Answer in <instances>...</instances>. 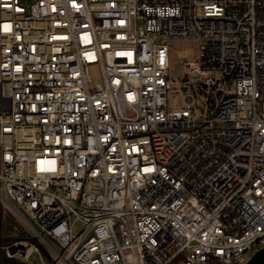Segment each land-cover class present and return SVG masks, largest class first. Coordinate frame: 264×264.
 <instances>
[{"label": "built area", "instance_id": "1", "mask_svg": "<svg viewBox=\"0 0 264 264\" xmlns=\"http://www.w3.org/2000/svg\"><path fill=\"white\" fill-rule=\"evenodd\" d=\"M7 215L25 227L0 262L244 264L264 247V0H0Z\"/></svg>", "mask_w": 264, "mask_h": 264}, {"label": "rangeland", "instance_id": "2", "mask_svg": "<svg viewBox=\"0 0 264 264\" xmlns=\"http://www.w3.org/2000/svg\"><path fill=\"white\" fill-rule=\"evenodd\" d=\"M198 43L193 40H172L169 42L170 48V76L173 80H177L179 77H185L184 75L189 72L196 62L195 53ZM10 216V217H9ZM2 216L0 233L2 237L6 236H21L24 223L19 218H13L12 215ZM46 239L55 245L53 239L49 236H46ZM41 247V250H44L42 244L35 240ZM33 260H37L36 257ZM2 263L5 262V258H2ZM71 264H75L74 261H71Z\"/></svg>", "mask_w": 264, "mask_h": 264}, {"label": "water", "instance_id": "3", "mask_svg": "<svg viewBox=\"0 0 264 264\" xmlns=\"http://www.w3.org/2000/svg\"><path fill=\"white\" fill-rule=\"evenodd\" d=\"M244 264H264V247L254 251Z\"/></svg>", "mask_w": 264, "mask_h": 264}, {"label": "trees", "instance_id": "4", "mask_svg": "<svg viewBox=\"0 0 264 264\" xmlns=\"http://www.w3.org/2000/svg\"><path fill=\"white\" fill-rule=\"evenodd\" d=\"M0 264H32V263H24L14 258H6L5 262L4 263L0 262Z\"/></svg>", "mask_w": 264, "mask_h": 264}]
</instances>
